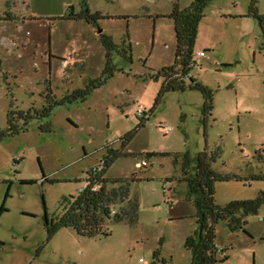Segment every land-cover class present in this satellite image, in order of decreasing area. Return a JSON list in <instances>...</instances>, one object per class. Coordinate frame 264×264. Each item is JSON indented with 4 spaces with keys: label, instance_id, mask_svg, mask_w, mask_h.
Segmentation results:
<instances>
[{
    "label": "rangeland",
    "instance_id": "1",
    "mask_svg": "<svg viewBox=\"0 0 264 264\" xmlns=\"http://www.w3.org/2000/svg\"><path fill=\"white\" fill-rule=\"evenodd\" d=\"M173 1L87 0L91 11L111 16L95 28L59 18L69 6L78 11L79 0H0V16L9 10L12 17L0 20V128L6 127L8 109L45 104L48 82L61 98L99 75L105 61L99 30L120 51L130 43L127 53L113 52L117 70L84 101L57 106L47 119L32 120L26 130L0 140V207L7 209L0 213V264H153L159 246L164 264H190L184 241L196 221L182 180L186 151L192 157L205 146L218 147L213 169L242 178L216 183L218 204L264 191V180L250 179L264 174L258 158L264 156V39L250 0H210L198 25L190 71L213 90L206 124L200 91L165 93L126 145L127 154L105 173L137 178L128 195L138 203L136 222L111 218L105 222L108 235L84 237L65 227L47 239L44 211L58 218L105 147L118 148L120 137L138 123V107L145 112L152 107L161 79L143 75L173 63L174 26L164 16ZM191 1L178 0L180 7ZM256 6L264 14V0ZM46 121L50 131H41ZM142 159L146 166H140ZM26 179L34 183H23ZM120 205L126 200L112 208ZM246 219L245 229L237 231L225 222L216 225L215 243L228 255L217 264H264V205Z\"/></svg>",
    "mask_w": 264,
    "mask_h": 264
},
{
    "label": "trees",
    "instance_id": "2",
    "mask_svg": "<svg viewBox=\"0 0 264 264\" xmlns=\"http://www.w3.org/2000/svg\"><path fill=\"white\" fill-rule=\"evenodd\" d=\"M210 0H192L186 7H180L178 0L173 1L172 10L164 15L173 21L175 47L173 63L165 65L160 69L143 75L146 79L150 77L155 81L161 79L159 89L154 98L152 107L148 112L139 115L138 123L120 137L118 148L105 147L97 165L86 170L85 185L76 196L69 201L67 208L58 218H49L46 210L43 214V226L47 239H50L59 229L71 228L78 235L84 237H95L98 235H108L110 231L105 228L106 220L113 218L115 221L128 220L135 223L137 220L138 203L136 199H128L129 185L136 180L135 175L126 178H108L106 171L112 163L119 157L125 156L124 150L129 141L135 136L139 128L145 125L149 115L161 102L165 93L169 91H184L186 88L195 89L202 94L201 114L203 123L206 124L212 114L213 90L198 81L190 71L194 60V45L197 36L198 25L204 17V10ZM257 0H250V14L258 21L264 39V14L257 10ZM79 10L75 11L69 6L59 18L69 20H84L93 27H98L101 18L111 17L100 11H91L87 0H79ZM10 20V12L0 16V20ZM99 40L105 50V61L101 72L96 77L87 79L83 87H77L64 93L61 98L54 96L50 84L46 89V102L41 107L30 106L26 110H11L6 113V127L0 128V140L5 136H13L27 129L32 120L38 122L47 119L54 108L64 104H71L84 101L92 91L103 85L107 79L111 78L117 70L113 63V52L127 53L130 50V43L127 47H122L121 51L112 37L98 31ZM227 65V64H224ZM1 71V60H0ZM6 78V76L4 75ZM188 81V83H186ZM41 131H50V123L46 121L40 124ZM220 150L209 151L207 146L190 156L189 152L184 153L182 162V180L186 183V200L195 207L196 227L192 234L188 235L184 241V246L190 252V264H217L225 261L228 255L224 248L218 247L215 243V228L219 222H225L230 231L245 229L247 216L254 215L264 205V191H259L257 195L250 199L230 200L224 205H220L215 200V185L217 182L231 180H242L241 177L232 173H220L213 169L212 163L220 157ZM167 154V153H164ZM151 155V154H148ZM264 161V156L258 155ZM45 177V175H43ZM251 180H264V174L258 173L250 176ZM247 180V178H245ZM23 183H34L32 179H26ZM43 182V181H42ZM126 206L112 207L117 202L125 201ZM7 209L2 205L0 213ZM0 244L2 242L0 241ZM161 244V242H160ZM153 264L161 261L160 246L152 254Z\"/></svg>",
    "mask_w": 264,
    "mask_h": 264
},
{
    "label": "built area",
    "instance_id": "3",
    "mask_svg": "<svg viewBox=\"0 0 264 264\" xmlns=\"http://www.w3.org/2000/svg\"><path fill=\"white\" fill-rule=\"evenodd\" d=\"M204 53L205 52H201L199 55H202ZM143 112H144V109L141 106H139L137 109V114L141 115ZM161 128H163L165 132L170 130L169 127H161ZM146 165H147V161L145 159H142L140 166H146Z\"/></svg>",
    "mask_w": 264,
    "mask_h": 264
},
{
    "label": "crops",
    "instance_id": "4",
    "mask_svg": "<svg viewBox=\"0 0 264 264\" xmlns=\"http://www.w3.org/2000/svg\"><path fill=\"white\" fill-rule=\"evenodd\" d=\"M9 4H10L11 6H14V5H15V2H12V3L10 2ZM9 7H10V6H9ZM8 11H9V10H8Z\"/></svg>",
    "mask_w": 264,
    "mask_h": 264
}]
</instances>
